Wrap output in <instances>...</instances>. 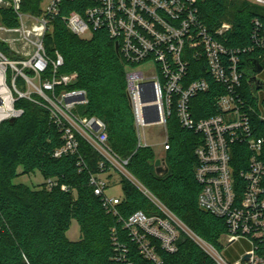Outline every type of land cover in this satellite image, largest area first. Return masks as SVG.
I'll use <instances>...</instances> for the list:
<instances>
[{"label":"built area","instance_id":"obj_1","mask_svg":"<svg viewBox=\"0 0 264 264\" xmlns=\"http://www.w3.org/2000/svg\"><path fill=\"white\" fill-rule=\"evenodd\" d=\"M253 2L264 7V0ZM21 4L22 0H0V9H13L18 20L16 27L0 25V42L11 54L8 57L0 50V127L24 115L17 103L25 100L46 110L51 124L61 132L64 144L55 151L54 158L76 155L80 141L87 143L102 158L103 174L92 175L90 184L109 214L119 217L117 207L122 201V197L107 194L105 176L110 174L128 178L161 212L152 216L137 212L124 221V226L146 260L164 264L150 239L159 240L166 252L175 253L180 232L187 233L185 225L127 171L129 161L112 150L105 122L82 115L81 109L89 101L86 91L71 89L78 75L63 73L64 57L59 52L51 56L45 48V38L58 18L81 38L104 31L133 65L126 80L139 146H148L143 131L157 124L165 128L164 150H168L167 125L174 116L183 129L203 137L196 150L199 207L226 220V249L241 241L248 245L245 253L230 263L209 245L210 252L217 253L215 261L264 264L263 140L253 133L252 108L239 91L244 77L242 55L249 49H231L220 41L231 25L223 23L215 34L211 33L200 19L199 0H44L40 15L24 13ZM252 41L253 49H264V28L258 21ZM193 60L205 62L211 78L225 88L216 100L218 114L201 120L195 119L191 102L207 93L210 83L205 79L190 81ZM150 61L156 65L154 77L134 69ZM237 144L245 145L250 152L249 168L239 174L232 166ZM78 163L83 169L81 157ZM58 184L55 179L45 180L48 190ZM61 188L64 192L70 190L66 185Z\"/></svg>","mask_w":264,"mask_h":264},{"label":"trees","instance_id":"obj_2","mask_svg":"<svg viewBox=\"0 0 264 264\" xmlns=\"http://www.w3.org/2000/svg\"><path fill=\"white\" fill-rule=\"evenodd\" d=\"M43 1L22 0V11L40 15ZM198 6L200 19L211 33L223 23L231 25L220 37L226 47L249 49L242 55L244 77L239 91L252 108L251 126L254 135L263 140L264 162V120L245 75L248 60H257L264 67V49H253L252 41L255 21L264 28V7L246 0H199ZM0 25H18L13 9H0ZM45 48L51 56L59 52L64 57L63 73L78 75L71 89L87 93L89 103L81 109L82 115L105 122L112 150L129 161L127 171L196 236L218 252L224 251L221 239L229 232L226 220L202 210L198 203L201 186L196 179V150L203 142L202 135L183 129L174 116L167 125L169 149L162 159L169 171L158 176L155 163L159 158L151 147L139 146L126 80L133 65L116 51V41L102 30L81 38L58 18L45 38ZM0 50L11 57L1 42ZM189 77L190 81L205 79L210 83L209 91L191 102L195 119L217 115L216 100L225 88L211 78L203 61H192ZM17 107L24 109V115L0 127V264H153L141 255L124 221L137 212L162 215L158 208L128 178L119 175L123 192L117 207L120 215L109 214L90 184L92 175L103 174L101 156L80 141L78 154L54 158L64 142L49 113L25 100ZM249 157L245 145H235L232 166L236 174L249 168ZM36 172L45 180H57L58 186L48 190L45 183L37 188L15 183L20 176ZM114 175L118 174L107 176L108 183ZM63 185L70 190L64 192ZM73 221L80 228L77 241L67 237ZM150 240L164 264H217L183 231L175 253L166 252L159 240ZM116 243L127 252L118 250Z\"/></svg>","mask_w":264,"mask_h":264},{"label":"rangeland","instance_id":"obj_3","mask_svg":"<svg viewBox=\"0 0 264 264\" xmlns=\"http://www.w3.org/2000/svg\"><path fill=\"white\" fill-rule=\"evenodd\" d=\"M246 1L254 3L253 2L254 0H246ZM45 4L46 3H44L43 6ZM134 69L137 71L143 72L146 74V76L152 78L155 75L156 65L153 61H150L148 63L140 64L139 66H137ZM263 101H262V103H263ZM262 103H261V106H262V108H264ZM143 134L146 137L147 145L153 149V151L155 152L156 156L159 159H163L165 157L164 147H165V141L167 139L165 128L163 126L157 125V124L150 125L144 129ZM144 135H143V137H144ZM20 172H21V170H20ZM105 178H107V176H105ZM113 179L115 180L114 183H113L114 180H112V179H111L110 183H108L109 189L107 190V194L110 197H114V196L121 197L123 195V192H122V188L120 185V176L114 175ZM15 183L24 184V185H27L31 188H37V187H39L45 183V179L39 172H36L35 174L30 175V176H20L15 181ZM186 229H187V233H188V234L187 233L186 234L191 239H193L207 254H209L213 258L217 257V253H218L223 259L227 260L230 263V261L227 259V256H229V257L233 256L234 259H236L235 255H238V253L240 252V249H242L243 251L245 250L244 246L241 245V243H238L235 246H233L231 251H229V252H226V253H225V251L218 252L216 250L217 253L216 252L212 253V252H210V250H211L210 246L206 242H204L202 239H200L198 236H196L187 227H186ZM79 236H80L79 225L77 224L76 221H73L71 228H70L69 232L67 233V237L71 241H77L79 239ZM226 240L227 239H225V238L221 239V242H222L224 249H226V246L228 245Z\"/></svg>","mask_w":264,"mask_h":264},{"label":"water","instance_id":"obj_4","mask_svg":"<svg viewBox=\"0 0 264 264\" xmlns=\"http://www.w3.org/2000/svg\"><path fill=\"white\" fill-rule=\"evenodd\" d=\"M119 47L116 44V51L118 52ZM264 70V67L259 63V61L251 59L248 60L246 63V70L245 75L248 78V85L251 89L252 94L257 98V93L259 90H264V81L257 78L258 74H261ZM16 120H11V123L15 122ZM156 173L158 176L163 177L165 176L169 169L164 160L159 159L155 163ZM250 257H246L245 260L248 261Z\"/></svg>","mask_w":264,"mask_h":264},{"label":"crops","instance_id":"obj_5","mask_svg":"<svg viewBox=\"0 0 264 264\" xmlns=\"http://www.w3.org/2000/svg\"><path fill=\"white\" fill-rule=\"evenodd\" d=\"M257 78H258V79H261V80L264 81V70H263V72H262L261 74H258V75H257ZM257 99L259 100V107H260L261 111L264 113V110H263V108H262V106H261V103H262V101L264 100V90L261 89V90L258 91V93H257ZM260 102H261V103H260ZM116 197H119V196H116ZM121 197H123V195H122ZM239 243H241V245L244 246L245 250L243 251L242 249H240V252L238 253V255H235L236 259H234L233 256H232V257L227 256V259H228L230 262H235V261H237V260L239 259V257H240L241 255H243V254L245 253V251L247 250V248H248V245H247V243H246L245 241H241V242H239ZM236 244H238V243H236ZM236 244H235V245H236ZM235 245H233V246H235ZM233 246H232V247H233ZM232 247H230L229 249H225V250H224L225 253L231 251Z\"/></svg>","mask_w":264,"mask_h":264}]
</instances>
